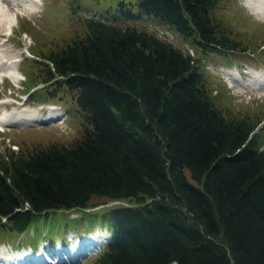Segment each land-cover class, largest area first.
Masks as SVG:
<instances>
[{
    "label": "trees",
    "instance_id": "1",
    "mask_svg": "<svg viewBox=\"0 0 264 264\" xmlns=\"http://www.w3.org/2000/svg\"><path fill=\"white\" fill-rule=\"evenodd\" d=\"M86 1L68 2L81 29L40 51L27 83L45 84L34 94L44 102L71 93L82 134L0 152V229L35 226L34 244L43 235L35 222L79 210L81 221L113 233L92 264H264L257 122L218 106L200 56L130 23L165 24L202 56L246 52L215 14L221 0L106 2L101 11L114 19L81 15Z\"/></svg>",
    "mask_w": 264,
    "mask_h": 264
},
{
    "label": "rangeland",
    "instance_id": "2",
    "mask_svg": "<svg viewBox=\"0 0 264 264\" xmlns=\"http://www.w3.org/2000/svg\"><path fill=\"white\" fill-rule=\"evenodd\" d=\"M3 1L7 4L9 3L8 6L11 14L17 13V24L13 25V32L6 36V39H8V45L21 52V56L16 58L18 60L16 62H18L20 80L16 83L11 81L8 77H4V81H0V98L9 97L10 99H15L22 104V106L14 108L27 111L36 110V112L38 111L39 114L43 115L45 118L27 125H6L3 131H0V152L4 153L9 148L18 152L24 147L31 148L37 144L46 145L55 141L59 143H68L71 139H77L82 134L83 128L79 117H77L76 104L74 103L75 99L71 98V93L67 92V90H62L63 93L59 95L60 98L58 97L54 101L47 102L42 101L45 97L42 93L37 96L33 94L27 95L28 90L33 87H40V93L45 86L44 83H39L37 85L34 83L27 89V83L29 84V79H31L29 77L35 75L36 72L39 73L42 67L39 62L35 61L38 59L40 51L48 52L61 47L74 36L76 31L81 29L79 18L77 19L76 15L69 9L70 3L68 4V2H70V0H35L37 4L36 7H38V9L36 8L35 10L29 5V7L25 5L23 7L22 5L25 3L22 4L20 0L16 3L14 1ZM90 1L91 7L87 6V4L90 5ZM109 1H116L117 3L118 0H87L85 3H82V8L77 12L81 15H94L97 17L100 16L98 13H101L104 17L114 19V14H109L107 9L105 12L101 11L104 4ZM215 14L223 20V24L228 27L231 36L241 44L240 47L242 48L245 46L248 48L246 52L235 50L227 54L202 56L199 55L190 42H186L167 25H163L156 20H151L146 17H137L131 21L127 18L121 21H130V23L133 22L136 25L144 26L160 36L161 39L172 42L177 48L195 56H200V64L204 68L208 85L215 96L218 106L230 117H247L252 123L257 122L258 126H260L258 131L262 134L264 140V89L245 84L249 82L251 75H254L255 72L263 74L259 72V70L264 71V15L260 16L254 14L250 8L245 6V0H221L220 4L215 8ZM144 16L152 17L148 15ZM242 66H246L245 68L252 67L257 71H250V75L248 76L244 74ZM221 68L239 69L244 80L246 76H248V79L243 81L244 84L242 83L245 88L228 80L221 72ZM236 72L238 71L236 70ZM238 77L240 76L238 75ZM47 87L53 90L54 84H49ZM39 104L43 106L46 104H57L64 112L67 111L66 115L69 114V117H67L63 123H61V119L59 124L56 121L59 116L57 117L56 114H61L60 110L56 109L55 111H51L49 117H46L45 115L48 113L46 114L45 112L44 115L42 113V107L38 108L40 106ZM4 107V104L0 105V110L3 111ZM7 108V110L11 111L13 106L10 105ZM64 117L65 116H63V118ZM44 120H48L45 122L49 124L32 126L39 125ZM51 122H53V124ZM187 175L189 179H191L189 171H187ZM100 199L102 200V198H97L95 200ZM109 206L110 205H107V207ZM75 211L79 212L78 210ZM72 212L73 211H60L55 217L47 221L44 220L41 222L39 219L35 222L34 224H42L43 235H40L41 237L34 244L30 241V236L34 235L31 231L36 232L33 228L18 236L0 229V247H13L22 250L23 247H33L36 249L38 244L41 243L45 245L48 241H53L54 238V241L57 239L63 241V236L59 233L61 231L66 234L67 238L73 235L74 241L70 244L75 242V237L87 236L91 233L92 236L97 234L105 236L100 231L106 229L107 225L97 224L92 228L90 227L92 223H86L80 220L86 217L85 214L80 213L76 215ZM59 227L63 229L58 230ZM47 235L53 239L45 237ZM90 237V235L87 236V238ZM2 251H0V256L8 255L3 254L5 252L1 253ZM54 254V252L40 253V255L30 254V256L27 254L25 259L36 258L38 262L42 261V264H59V262H74L84 256L82 254H67L65 255L67 260H63L57 258L56 255L50 256ZM98 254L99 253L95 255L94 253L91 255L89 254L88 256H93L83 258L78 264H92V261ZM11 255L12 254H9V256ZM22 258L25 260L23 255ZM46 259L48 260L47 262ZM57 259L60 261H57ZM31 261L27 263L32 264Z\"/></svg>",
    "mask_w": 264,
    "mask_h": 264
},
{
    "label": "bare ground",
    "instance_id": "3",
    "mask_svg": "<svg viewBox=\"0 0 264 264\" xmlns=\"http://www.w3.org/2000/svg\"><path fill=\"white\" fill-rule=\"evenodd\" d=\"M6 1L7 2L14 1L15 3L19 2L18 0H6ZM20 2H22V4L25 3L22 5L23 7L24 5L25 6L29 5L34 10L36 8L38 9V7H36L37 4L35 0H20ZM8 4L5 3L3 0H0V28H1L0 29V81H4L3 80L4 77H9L11 81L18 83V81L20 80V72L18 70V62H16L18 60L16 58L21 56V52L18 49L12 48L10 45H8L7 44L8 40L6 39V36L11 32H13L12 31L13 25L17 24V19H16L17 13L13 12L14 14H11L9 11ZM245 6L250 8L254 14L260 16L264 15V0H245ZM232 77L234 78V76ZM245 84L250 85L252 87H260L261 89H264V75L255 72L254 75H251L249 82ZM0 105H2V102H0ZM6 107L7 106L5 105L3 111L0 110V130H3V128L6 125H15V124L27 125L39 119L45 118L43 115L39 114L38 111L36 112V110L27 111V110H18V108H13L11 111H9L7 110ZM51 109L54 110L55 108H51ZM60 115H61L60 113L56 114L57 117ZM92 237H96V238H92ZM106 239H107L106 236L97 234L95 236H91L90 238H85L82 241H77L76 243L74 242L69 246L63 245L62 247H58L56 249L49 251L47 250L48 252L45 251L43 253L54 252L55 254L50 256L56 255L57 258L67 260V257H65V255L67 254L85 255L86 253L87 254L94 253L93 251H95L98 248H101V245L105 242ZM3 252H5V250H3L1 253ZM17 254L14 253L11 256H9V254L6 256L1 255L0 264H19L18 262L19 256H17ZM19 254L23 255L24 259L27 256V253L25 252H23V254L22 253ZM30 259L31 258L23 260L22 258L23 261L21 260V262L25 264V261L27 260L26 262H30L29 261ZM57 261L60 260L57 259Z\"/></svg>",
    "mask_w": 264,
    "mask_h": 264
}]
</instances>
